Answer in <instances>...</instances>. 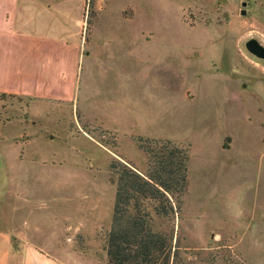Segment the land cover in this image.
Returning a JSON list of instances; mask_svg holds the SVG:
<instances>
[{
    "label": "rangeland",
    "instance_id": "obj_1",
    "mask_svg": "<svg viewBox=\"0 0 264 264\" xmlns=\"http://www.w3.org/2000/svg\"><path fill=\"white\" fill-rule=\"evenodd\" d=\"M49 1L80 14L77 102L0 94V230L107 264L109 162L143 173L133 138L168 140L190 154L180 212L154 216L172 264H264V60L245 46H264V0Z\"/></svg>",
    "mask_w": 264,
    "mask_h": 264
},
{
    "label": "crops",
    "instance_id": "obj_2",
    "mask_svg": "<svg viewBox=\"0 0 264 264\" xmlns=\"http://www.w3.org/2000/svg\"><path fill=\"white\" fill-rule=\"evenodd\" d=\"M53 6L49 0L42 5L34 0H0V94L32 104L77 102L83 60L80 14L75 30L72 15L53 16ZM38 12L48 14L47 19L37 20ZM22 234L0 230V264H69ZM52 249L64 247L52 242Z\"/></svg>",
    "mask_w": 264,
    "mask_h": 264
},
{
    "label": "trees",
    "instance_id": "obj_3",
    "mask_svg": "<svg viewBox=\"0 0 264 264\" xmlns=\"http://www.w3.org/2000/svg\"><path fill=\"white\" fill-rule=\"evenodd\" d=\"M7 96L12 95L1 94ZM83 131L91 134L86 125ZM133 143L146 158L145 172L116 158L108 165L115 196L105 239L107 264H172L173 234L155 231L154 216L180 212L189 182V148L143 137Z\"/></svg>",
    "mask_w": 264,
    "mask_h": 264
},
{
    "label": "water",
    "instance_id": "obj_4",
    "mask_svg": "<svg viewBox=\"0 0 264 264\" xmlns=\"http://www.w3.org/2000/svg\"><path fill=\"white\" fill-rule=\"evenodd\" d=\"M244 12H242L243 14ZM246 49L250 54L256 58L264 60V46H262L256 39H250L245 44Z\"/></svg>",
    "mask_w": 264,
    "mask_h": 264
}]
</instances>
